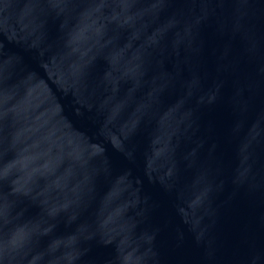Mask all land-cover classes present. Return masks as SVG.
Wrapping results in <instances>:
<instances>
[{
	"label": "water",
	"instance_id": "obj_1",
	"mask_svg": "<svg viewBox=\"0 0 264 264\" xmlns=\"http://www.w3.org/2000/svg\"><path fill=\"white\" fill-rule=\"evenodd\" d=\"M0 264H264V0H0Z\"/></svg>",
	"mask_w": 264,
	"mask_h": 264
}]
</instances>
